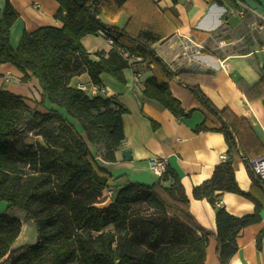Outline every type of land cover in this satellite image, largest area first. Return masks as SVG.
Returning <instances> with one entry per match:
<instances>
[{
    "label": "trees",
    "instance_id": "1",
    "mask_svg": "<svg viewBox=\"0 0 264 264\" xmlns=\"http://www.w3.org/2000/svg\"><path fill=\"white\" fill-rule=\"evenodd\" d=\"M55 1L54 17L61 27L24 30L16 47L9 42V30L18 14L9 0L0 10V64L16 67L23 73L21 81L28 80L27 72L37 78L42 95L34 103L44 108L48 100L65 108L80 123L86 139L102 147L106 159L115 160L114 150L124 139L126 110L109 97L88 96L70 80L86 72L99 86V74L106 72L125 83V68L134 73L144 68L151 74L144 81L143 96L176 117L200 111L203 119L194 132H220L227 145V158L214 166L208 179L192 187V197L214 204L220 193L232 192L250 199L255 208L241 217L218 208L216 229L211 232L190 213L180 175L168 166L156 183L128 181L106 205H99L104 201L102 192L116 178L98 167L74 125L56 109L33 110V118L42 125V143L26 142L20 126L30 110L29 99L0 85V199L7 202L0 213V264H204L210 236L216 240L219 264H228L238 248L240 231L260 220L264 206V179L251 166L258 156L243 137L250 132L249 122L212 103L199 87L205 74L169 69L152 47L163 34L148 25L131 32L98 17L101 13L115 17L129 0ZM229 1L236 6L237 0ZM98 32L111 39L113 48L107 57L93 60L81 38ZM235 82L248 100L264 97V76L253 85L243 78ZM174 92L181 93L184 102ZM149 120L152 128L158 125ZM240 162L252 183L246 193L234 175ZM14 210L23 213L24 222L34 224V243L12 246L21 230V220L11 215Z\"/></svg>",
    "mask_w": 264,
    "mask_h": 264
},
{
    "label": "crops",
    "instance_id": "2",
    "mask_svg": "<svg viewBox=\"0 0 264 264\" xmlns=\"http://www.w3.org/2000/svg\"><path fill=\"white\" fill-rule=\"evenodd\" d=\"M4 1L0 0V10ZM9 1L18 14L9 30L12 47L18 45L24 30L62 25L54 17L58 9L55 0ZM244 3L249 10L240 16L235 11L239 5L235 6L229 0H176L175 4L172 0H129L115 17L108 18L103 13L98 17L106 24L119 28L127 26L131 32L148 25L163 34L162 39L152 45L158 56L174 73L186 70L205 74L204 81L199 82L200 89L218 109L227 108L229 113L249 122L250 132H244L243 137L249 140V148L261 156L264 154V97L248 100L235 81L243 78L247 84L253 85L264 76V58L260 51L264 48V34L259 29L264 17V0H244ZM256 31L260 39L253 36ZM245 36H251L250 41ZM81 43L93 60L107 57L113 48L111 39L102 32L83 36ZM134 60L133 57L130 62ZM27 74L26 88L21 91V84L13 81L21 82L23 73L8 62L2 63L0 85L12 92H24V97L29 99L27 104L36 111L52 108L63 114L85 139L98 167L116 178L109 182L111 190L122 187L128 181L156 183L158 177L150 169L148 159L163 157L167 166L180 175L189 197L190 213L207 230L215 231V213L220 207L236 217L253 213L254 203L241 194L222 192L214 204L192 197V187L208 179L214 166L224 161L221 155L227 156V145L220 132H194V126L203 119L200 111L194 110L187 118L176 117L158 101L143 96L144 81L150 71L141 68L134 73L131 68H125V83L102 72L99 74V86L92 83L86 72L70 80L72 86L82 89L88 96L109 97L114 105L126 110L122 114L124 139L114 150L115 160L106 159L104 149L86 139L80 123L68 115L65 108L48 100L44 102V108L36 105L34 101L40 100L42 90L37 78L30 72ZM174 96L184 102L181 93L174 92ZM149 118L158 124L155 128H152ZM39 141L42 143V140ZM124 149L130 151L129 159L122 155ZM234 175L242 192L251 190L252 183L243 162L238 163ZM253 190L262 196L260 189ZM11 215L21 220L20 233L12 246L34 243V224L24 222L23 214H20L21 217L17 213ZM237 244L238 248L228 264H264V206L260 211V220L240 231ZM215 252L216 240L210 236L204 264H219Z\"/></svg>",
    "mask_w": 264,
    "mask_h": 264
},
{
    "label": "rangeland",
    "instance_id": "3",
    "mask_svg": "<svg viewBox=\"0 0 264 264\" xmlns=\"http://www.w3.org/2000/svg\"><path fill=\"white\" fill-rule=\"evenodd\" d=\"M253 36L260 39V34L258 32L255 33ZM245 38H248V40L250 41L251 36H245ZM13 82H15V84H18L17 82H19L21 84V86H20L21 87L20 88L21 91H24V88H26V85H24V83H25L24 81H21V82L20 81H13ZM9 92H12V91H9ZM12 93L24 96V94H23L24 92H22V93L12 92ZM33 110H35V108L34 107H30L29 112H26L24 114V116L22 118L21 126H20L21 135L24 138V140L26 142H28V143H33V142H37L38 140H42V136L39 133V131L41 130L40 128H41L42 125H38L37 121L33 118V114H32ZM47 124H46V128H47ZM51 124H53V123H51ZM109 190H111V187L105 189L102 192V196H103V200L104 201L102 203H100L99 205H106L110 200L113 199L116 189L112 190L113 193H111V194H109V192H108ZM5 209H6V203H5L4 200L0 199V213H3L5 211ZM140 209H143V208L140 207ZM14 213H17L18 216H20V217L22 216L20 214H23L19 210H14V211L11 212V214H14ZM34 228H35V226H34ZM35 232H36V229H35ZM23 244H27V243H23Z\"/></svg>",
    "mask_w": 264,
    "mask_h": 264
},
{
    "label": "built area",
    "instance_id": "4",
    "mask_svg": "<svg viewBox=\"0 0 264 264\" xmlns=\"http://www.w3.org/2000/svg\"><path fill=\"white\" fill-rule=\"evenodd\" d=\"M238 8L235 10L240 16H243L246 11L249 10L248 6L244 2L237 0ZM259 29L264 34V17H262V23L259 25ZM264 58V48L260 49ZM124 57L128 56L127 52H123ZM227 156L221 155V159L225 160ZM148 165L154 174L160 178L167 168L166 159L163 157H151L148 159ZM251 166L253 171L264 179V154L251 160ZM109 194L113 193L112 190L108 191Z\"/></svg>",
    "mask_w": 264,
    "mask_h": 264
},
{
    "label": "water",
    "instance_id": "5",
    "mask_svg": "<svg viewBox=\"0 0 264 264\" xmlns=\"http://www.w3.org/2000/svg\"><path fill=\"white\" fill-rule=\"evenodd\" d=\"M122 155L126 158V159H129L130 158V151L127 150V149H124L122 151Z\"/></svg>",
    "mask_w": 264,
    "mask_h": 264
},
{
    "label": "bare ground",
    "instance_id": "6",
    "mask_svg": "<svg viewBox=\"0 0 264 264\" xmlns=\"http://www.w3.org/2000/svg\"><path fill=\"white\" fill-rule=\"evenodd\" d=\"M24 233V232H23Z\"/></svg>",
    "mask_w": 264,
    "mask_h": 264
}]
</instances>
